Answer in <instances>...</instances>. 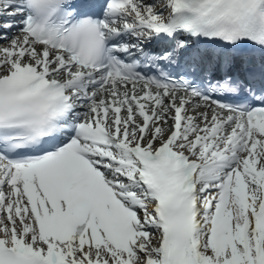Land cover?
Listing matches in <instances>:
<instances>
[{
  "label": "snow or ice",
  "instance_id": "obj_1",
  "mask_svg": "<svg viewBox=\"0 0 264 264\" xmlns=\"http://www.w3.org/2000/svg\"><path fill=\"white\" fill-rule=\"evenodd\" d=\"M0 264H264V0H0Z\"/></svg>",
  "mask_w": 264,
  "mask_h": 264
}]
</instances>
